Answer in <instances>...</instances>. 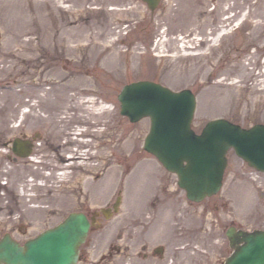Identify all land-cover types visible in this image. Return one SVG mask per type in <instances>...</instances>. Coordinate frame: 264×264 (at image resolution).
Returning a JSON list of instances; mask_svg holds the SVG:
<instances>
[{"label":"rangeland","instance_id":"obj_1","mask_svg":"<svg viewBox=\"0 0 264 264\" xmlns=\"http://www.w3.org/2000/svg\"><path fill=\"white\" fill-rule=\"evenodd\" d=\"M140 79L192 89L197 132L216 117L264 123V0H161L153 11L144 0H0V237L25 242L58 224L82 189L84 209L100 211L84 264L136 262L103 259L132 252L134 227L165 248L159 264H225L232 219L264 228V172L233 149L222 189L199 203L145 150L150 118L132 122L118 99ZM15 137L33 140V157L16 156ZM72 150L78 173L63 182L57 162ZM118 197L117 212L101 210Z\"/></svg>","mask_w":264,"mask_h":264},{"label":"water","instance_id":"obj_2","mask_svg":"<svg viewBox=\"0 0 264 264\" xmlns=\"http://www.w3.org/2000/svg\"><path fill=\"white\" fill-rule=\"evenodd\" d=\"M145 1L155 9L160 0ZM119 100L121 113L131 121L150 116L151 130L145 149L168 170L177 173L179 185L193 201H201L221 189L230 148L249 165L264 171V124L246 129L219 118L210 120L197 133L192 128L195 94L190 89L174 91L150 80L125 85ZM13 150L25 157L31 154L32 146L29 141L16 138ZM90 226L84 213L73 212L62 223L24 245L6 234L0 240V264H76L79 247L86 240ZM227 234L236 249L225 264H264V229L230 228Z\"/></svg>","mask_w":264,"mask_h":264},{"label":"flooded vegetation","instance_id":"obj_3","mask_svg":"<svg viewBox=\"0 0 264 264\" xmlns=\"http://www.w3.org/2000/svg\"><path fill=\"white\" fill-rule=\"evenodd\" d=\"M39 142H40L39 145H41V146H43V144H45V140L44 139L40 138ZM38 148L39 147H37V149ZM76 171H77V169H76ZM76 173H78V171ZM76 173H74L72 175V177H71V178H73L72 180L75 179V177L77 175ZM83 174H85V175L87 174V177H88V171L87 170H86V172H83L82 175ZM96 178L98 179L100 177L97 175ZM71 190H74V189H71ZM71 190L68 192V195H70L69 196L70 199L72 198L71 196L73 194H75V192L71 191ZM84 194H85V196H84ZM82 195L84 196V198H82L79 201V203H81V205L75 207L76 211H83L90 218H92V217L99 218V214H97V211H93V212L90 213L89 211L84 209L83 205L84 204L87 205L88 189L86 190V192H84L83 189H82ZM72 203H73V201L71 202V204ZM230 225H234V226H236V228H239L238 223L234 219L231 220ZM140 232L142 233V235H141ZM132 234L133 235H132L130 246H129V247H131L132 252L124 251L122 253V249L119 246L115 249L114 242H113L112 243L113 246H109V250H111L112 248H114L115 250H111V251L105 252L103 254V259H105V260L106 259H110V258H115L116 259L117 256H122L123 255V256H126V257L128 256L131 260H133V262L136 261L133 264H159L161 261L164 260V252H165V248L164 247L159 246V245L153 246L152 245L153 243L150 240L151 238L147 237V234L144 233L143 231H138L137 227L133 228ZM138 235L140 236L141 239H139ZM87 242L84 245H82V247H81L79 264H81V263L84 264V263L87 262V259H88V248L86 247ZM126 245H128V244H126ZM114 254H118V255L115 256Z\"/></svg>","mask_w":264,"mask_h":264},{"label":"bare ground","instance_id":"obj_4","mask_svg":"<svg viewBox=\"0 0 264 264\" xmlns=\"http://www.w3.org/2000/svg\"><path fill=\"white\" fill-rule=\"evenodd\" d=\"M82 138V137H81ZM81 144H84V141L81 139ZM77 153V150H72L71 152H70V154L68 155V157L69 158H72V159H70V162H68V163H59V162H61V160L59 159V162H57L58 164L57 165H61L62 167L61 168H63L64 169V171L63 172H60L59 173V175H57L56 177H57V179L59 178H61L62 179V181L63 182H67V181H69V180H71L72 178H71V176H70V174H69V168L71 167V160H73V159H75L76 158V156L75 155H72L73 153ZM80 154H82L81 155V157H83V151L80 153ZM55 164V163H54ZM80 164H83V162H81ZM56 165V164H55ZM155 173H157V172H155ZM45 177V176H44ZM57 181H59V180H57ZM247 188H248V186H247ZM246 188V189H247ZM245 189V188H244ZM172 261H174V260H172ZM175 262V261H174ZM174 262H172V264L174 263ZM166 264H170V260H166V262H165ZM178 263H180V261H178ZM174 264H177L176 262L174 263Z\"/></svg>","mask_w":264,"mask_h":264}]
</instances>
